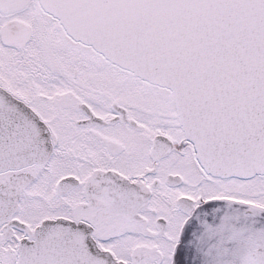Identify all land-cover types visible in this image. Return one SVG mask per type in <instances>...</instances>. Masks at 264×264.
I'll return each instance as SVG.
<instances>
[{"label":"snow or ice","instance_id":"obj_1","mask_svg":"<svg viewBox=\"0 0 264 264\" xmlns=\"http://www.w3.org/2000/svg\"><path fill=\"white\" fill-rule=\"evenodd\" d=\"M0 264H264V0H0Z\"/></svg>","mask_w":264,"mask_h":264}]
</instances>
